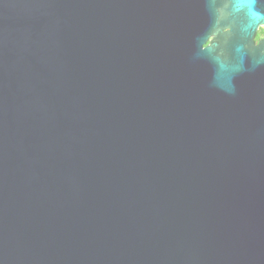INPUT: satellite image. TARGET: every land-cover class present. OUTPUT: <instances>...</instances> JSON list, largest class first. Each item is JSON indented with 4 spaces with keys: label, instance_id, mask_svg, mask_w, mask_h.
<instances>
[{
    "label": "water",
    "instance_id": "water-1",
    "mask_svg": "<svg viewBox=\"0 0 264 264\" xmlns=\"http://www.w3.org/2000/svg\"><path fill=\"white\" fill-rule=\"evenodd\" d=\"M261 27L264 0H0V264H264Z\"/></svg>",
    "mask_w": 264,
    "mask_h": 264
},
{
    "label": "flooded vegetation",
    "instance_id": "flooded-vegetation-1",
    "mask_svg": "<svg viewBox=\"0 0 264 264\" xmlns=\"http://www.w3.org/2000/svg\"><path fill=\"white\" fill-rule=\"evenodd\" d=\"M263 39H264V28L261 27V29L258 31L256 39H255L256 43L258 44Z\"/></svg>",
    "mask_w": 264,
    "mask_h": 264
},
{
    "label": "snow or ice",
    "instance_id": "snow-or-ice-1",
    "mask_svg": "<svg viewBox=\"0 0 264 264\" xmlns=\"http://www.w3.org/2000/svg\"><path fill=\"white\" fill-rule=\"evenodd\" d=\"M256 2H257V0H247V3H248V5H249L250 8H254V5H255ZM252 14L254 16H257L258 15V13L254 12V11H253Z\"/></svg>",
    "mask_w": 264,
    "mask_h": 264
}]
</instances>
